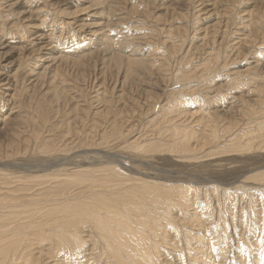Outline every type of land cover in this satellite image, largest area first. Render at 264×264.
I'll list each match as a JSON object with an SVG mask.
<instances>
[{
  "label": "rangeland",
  "instance_id": "obj_1",
  "mask_svg": "<svg viewBox=\"0 0 264 264\" xmlns=\"http://www.w3.org/2000/svg\"><path fill=\"white\" fill-rule=\"evenodd\" d=\"M39 1L0 0V36L4 34H11L7 36L8 38L17 36L16 39L9 38L10 43L6 42L10 48H18L17 51L21 48L41 49L42 55L39 54L36 57V60H41L38 67L39 73L47 72L44 73L47 77L42 74L35 88L30 81L27 82L26 86L33 97H30L31 93L27 91L25 92L28 95L22 90L19 92V86H17L19 93L15 92L18 97L14 99L11 97L15 95V90L12 91L13 93L9 92L10 99L0 94V109L7 104L6 109H3L4 114H0L3 116L0 119V164H11L8 171L10 173L11 170L12 176L22 178L28 174L31 175L30 172H25L14 165L48 166L55 158L63 157H67L65 162L67 166L62 168L68 170L75 168V170L92 171V169L114 166L106 160L109 158L108 153L112 154L111 157L118 158L125 173L130 175L131 170L144 174L164 173L169 177L166 182L174 186L177 184V177L196 176L212 182L210 184L212 185L222 182L232 183L237 181V178L239 181H246L264 173V156H262L264 152L252 150L251 152L223 153L221 150L225 147L220 150L218 145L222 143L225 146H231L227 141L231 140V137L235 138L236 134H240L241 129L264 127V0ZM15 2H22L24 7L14 9L10 5ZM7 11L11 15L8 16ZM244 24L246 26L248 24V29ZM19 26L22 28L19 29ZM27 30L30 33L26 34ZM15 31L18 33L16 34ZM23 35L29 36V39L26 37L24 39ZM107 42L110 44L108 45ZM118 48L122 49L120 53L123 57L129 58L127 56L133 55L137 59L143 58L149 63V67L143 68L144 70L138 68L133 79L132 77L126 79L124 73L119 71L118 64L111 58L112 52L118 54ZM14 52L12 55L6 51L2 56L7 59L9 67L1 72L8 73V76L12 77H15L16 65L19 62V53L16 54V50ZM49 57L54 60L51 63L44 62V59ZM57 57L64 60V64L60 65L61 62L58 60L55 62ZM153 64L156 65L152 67ZM58 90L61 93L64 92L62 94L64 98L57 97ZM23 96H27L26 100ZM2 102L4 105L1 104ZM39 105L43 112L38 114ZM167 109H172V112ZM210 121L218 124L216 126L220 134L219 140H213L214 143L212 142L204 149L196 144L192 145L195 150L194 147L189 149L191 150L189 158L186 154L190 151L186 148L183 149L184 152L181 148H175V153H172V150L170 152L169 146L175 144L172 143L173 139L170 141L172 137L170 133L175 127L182 130L187 127L188 130L198 131V135L201 136L199 139L202 140L204 136L202 134L206 131L209 133L210 126H214ZM235 123L236 127H234ZM114 125L119 129L116 136L112 135ZM237 128L239 131L236 130ZM228 129L234 130L231 133ZM166 131L169 132L166 133ZM35 133L40 136L39 141L34 138ZM262 133L264 135L263 131ZM105 134L109 136V139L103 137ZM239 134L237 136L241 135ZM221 137L226 138L227 141L225 142ZM261 140L264 142L263 137ZM43 141V144L48 145V149L54 150L53 153H42L39 150L36 152L37 144ZM164 141L169 142V145ZM155 143L161 144L160 147L154 148L153 146H157ZM43 147L47 148L44 145ZM178 149L181 150L178 151ZM12 150L16 151V154ZM225 150L226 148L223 151ZM220 151L222 153L219 155ZM8 153H10L9 156H7ZM41 170L35 172V176L40 177L53 172V169L48 172ZM235 171L240 172L236 175ZM193 185L198 186L196 183ZM207 195L210 196L206 198L204 195L205 198H203L200 195L203 199L195 196L197 202L191 208L192 214L196 213L193 210L195 208L199 207L197 211L202 210L205 201L204 205L208 201L210 203L214 201L216 204L222 197L215 196L213 193ZM236 199V197L233 200L231 198L228 202L234 203L235 200L236 203L239 200ZM242 201L245 203V199ZM216 206L213 205L209 212ZM200 212L204 213L205 210ZM210 214L212 215V211ZM203 215L207 220L204 224L207 228L204 227V229L207 230L201 232L203 237L201 234L199 236L204 238L207 244L212 240L213 243L222 247V237H220L222 233L216 229V221L213 219L212 225L210 216L207 213ZM208 220L211 225L207 223ZM233 226L237 233L240 230L239 235L243 234L242 236L246 239L250 238L247 234L250 232L248 225V228L244 224L242 226L233 224ZM197 229L194 233L199 231ZM196 244L193 242L194 246L192 245L189 252L185 245L183 248L182 244L173 246L172 243L167 245L169 249L167 246L164 248L167 254L162 252L159 257L163 259L164 264L167 262V264H183L185 261L187 262L185 264L194 262L202 264L201 259H199L200 262L197 261L198 258L196 259V256L199 257L201 253L196 252L197 248L194 251L191 250L197 246ZM233 244L232 248L228 246L233 251L229 257L232 255V258L236 260L233 261L235 264L240 260H242L240 264H243V259H239L240 253L237 254V250L234 251L239 249L240 245L234 242ZM205 248L202 246L203 252ZM176 249H180L179 252ZM216 249L214 250L217 252ZM179 254L185 255L182 256V258L185 257V261ZM247 254L249 257V253ZM220 255L221 253L217 252V256ZM245 256H243L244 264H247L249 258ZM161 259H158L156 264H163ZM250 260L252 264H258L256 258ZM50 261L53 263L52 260Z\"/></svg>",
  "mask_w": 264,
  "mask_h": 264
},
{
  "label": "bare ground",
  "instance_id": "obj_2",
  "mask_svg": "<svg viewBox=\"0 0 264 264\" xmlns=\"http://www.w3.org/2000/svg\"><path fill=\"white\" fill-rule=\"evenodd\" d=\"M10 6L13 7L14 9L15 8L20 9L21 7H24L22 2H18V3L15 2L12 3ZM8 12L9 11H7V15L8 16L11 15V13L8 14ZM14 16H16V14H14ZM19 24L20 23H18V25ZM244 26H246V24H244ZM247 26L246 29H248ZM15 28L17 29V27ZM21 28L19 26V29ZM243 29H245V27ZM8 31L10 33L9 29ZM27 31H25L26 34L30 33V31L28 32ZM15 32L16 34L18 33V31ZM252 32L254 31L252 30ZM9 35L11 36V34ZM9 35L4 34V36H0V94L3 95L5 98L10 99L11 93L9 92L15 90L14 91L15 95L11 97L14 99L17 96L16 93H19L22 90L23 93H26L25 91L31 93L30 97H33L32 92H30V90L26 86L27 82L30 81V84L31 85L33 84L32 86L35 88L36 83L39 81L40 78H42V74L45 75L47 73V72L46 73L44 72L45 74L42 72L41 74L39 73L40 69L38 67L40 66L39 62L41 60L39 59L36 60V57L39 54H41L40 51L41 49L33 50V49L21 48V50L19 49L17 51L18 48L16 46L15 47L17 49H15L14 47L10 48L9 45H6L7 44L6 42H9V38L16 39L17 36L15 38L13 37L8 38L7 36ZM256 35L258 36V34ZM22 37H24V39L25 37L29 39V36L27 35L26 36L23 35ZM66 39L67 38H65V40ZM18 40H20V38ZM109 42H107L108 45L110 44ZM12 43L14 42L12 41ZM125 46L126 45H124V47ZM79 47H83V46H79ZM110 49L109 51H112ZM15 50H16V54L19 53V57H18L19 62L16 65L17 70L15 73V77H12V76H8V73L4 74L1 72V70L7 69L9 67L8 62H6L7 59L4 57L2 58V56L6 51H8L9 54L13 55L15 53L14 52ZM38 50L40 51V53L38 52ZM118 50H117L118 54L112 52L111 58H113L116 64H118L119 71L124 73L126 79L131 77L133 79V77H135L137 73L136 71L138 68L143 69L149 67V63L143 58L137 59L133 55L127 56L129 58H126V56L123 57V54L120 53V50L122 49H120L119 52ZM163 55L166 54L163 53ZM53 60H54L53 58L49 57V58H45L44 62L51 63ZM56 60L61 62L60 65H62V63L64 62V60L60 58L58 59V57L55 58V62ZM24 61H26L27 63H25ZM65 63L67 64V62ZM155 65L153 64L152 67H154ZM217 67H219V65ZM44 77L47 76L45 75ZM49 79L51 78L49 77ZM43 80H45V78ZM17 86H19V90H18L19 92L17 91ZM13 87H16V89L15 88L13 89ZM28 93L26 94L28 95ZM57 93H58L57 97L61 99L64 98L62 95L64 92L61 93L60 90H58L56 94ZM33 94L35 95V93ZM61 99L60 101L62 102ZM185 100H187V98ZM23 102L25 101L23 100ZM175 103L174 105L177 104ZM1 104H3V102ZM6 106L4 105L1 107L2 109H0L1 110L0 114L2 113L4 114L3 109H6ZM176 109L178 110V108ZM181 109H183V107ZM173 110L175 111V109ZM169 111L172 112V109H170ZM37 112L38 114L40 112H43L41 105H39ZM2 115H0V119L1 117H3ZM210 123L214 124V126H210L212 131L211 129H209L211 133L210 132L208 133V131H206L205 134H202L204 135L202 136V140L199 139L201 138V136L198 135V131H195L193 129L188 130L186 127L185 129L187 130L185 129L182 130V129H178L177 127L174 128L173 126L174 130L172 132V130L168 128L172 132L170 133V135L172 134L171 135L172 137L170 136L168 137H170V141H172L171 139H173L174 142L172 143H175L173 146L170 143L172 146V147L169 146L170 152L172 150V153L173 152L175 153L176 151L175 148L176 149L181 148L182 151L184 148L189 150L191 147L192 148L194 147L192 146L194 144H196V146L201 147V149H204L207 145L211 144L212 142L214 143L213 140L215 141L219 140L220 136L218 137V135L220 134H218L219 130L216 126L218 124L216 122L212 123L211 121ZM236 125L237 124L235 123L234 127H236ZM228 130L230 132L231 131L233 132L234 129H228ZM236 130H238V128ZM262 131L264 132V127H258V126L246 130L241 129L240 131L241 135L238 133L240 136H237L238 134H236L237 133L236 132L235 138L230 136L232 139L231 140L229 139L228 141L225 140L226 138L223 137L225 142L226 141L229 142L231 146H225L222 143H220L218 144L220 147L219 149L221 150V148L225 147L226 148L225 151H223L225 148L221 150L223 153L236 152V151L251 152L252 150L264 152V142H261L262 141L261 138L262 137L264 138V135H262L263 134ZM167 132L169 131H166V133ZM113 133L114 134L112 135L115 136L118 135L119 133V129H117L116 125H114ZM34 136H35L34 138L37 141H39L40 136H38V133ZM103 137L105 139L106 138L109 139V136L106 134ZM242 138H246V139L243 140ZM257 140L260 142H258ZM221 142L224 143V141ZM43 143L44 141L37 144L38 146L36 148L37 149L36 152L38 150L42 153L54 152L53 149H48L47 147L48 145ZM164 143L169 145L168 144L169 142L166 143L164 141ZM156 144L157 143H155V145ZM43 145L47 148L44 149ZM160 145L157 144V146H153V145L152 146L154 148H157L160 147ZM137 147L139 148V146ZM154 148H152V150H154ZM164 148L166 147L164 146ZM181 149H178V151ZM196 149L199 148L196 147ZM12 151L14 154H16L15 153L16 151L14 150ZM189 151L190 152H188V154H186L187 151L185 152L187 158H189L188 155H190L191 153V150ZM221 151L219 155L222 153ZM109 154L110 153L107 154L109 158H107L106 160L112 163L114 166L105 167L101 169L98 168L97 170L92 169V171L90 170L87 171V169L86 171L75 170V168L70 170L65 169L67 166L65 163L67 161V157L55 158L54 161L51 162V164H49L48 166L38 167V165L36 166L14 165L22 168V170H24L25 172H30L31 175L28 174L22 178L20 177L17 178L12 176L11 170L9 173L8 168L12 166L11 164L10 165L0 164V171H1L0 173V264H156L158 263V259H161L159 255L162 252L163 254H167L164 250V248H166L165 246L171 245L172 243L173 246L182 244V247L183 245H185V247L188 248L187 251L190 252L189 249L194 246L193 242L195 244L197 243L196 244L197 246L191 250L194 251L197 248L196 252L198 251V254L201 253L200 255L201 258H199L200 256L199 257L196 256V259L198 258L197 261L199 262H200L199 259H201L202 264H235V262L233 261L236 260L232 258V255L229 257V255L232 254L233 251L228 247L230 245V247L232 248L233 242L240 245L238 247L239 249H235L234 247L233 248L235 249L234 251L237 250L236 251L237 254L240 253L239 259H243V264H244V257H246L245 255H247V258H249L247 264H252V261L250 260L251 258L252 259L256 258L258 264H264L263 262L264 243L261 242L262 240H264V173L256 175L250 179H247L246 180L247 182L239 181L237 178V181H233L232 183L222 182L220 184L213 183L212 185H210L212 182L202 180L196 176H192L191 178L177 177L178 178L176 179L177 184L176 186H174V184L166 182V179H169V177L166 176V174L164 173H162L161 175L155 173L144 174L138 171L131 170L129 175L123 171L124 169H122L123 167H121L123 165H121V162L118 160V158L111 157L112 154L111 155ZM177 154L179 155L180 153L178 152ZM9 155L10 153L7 154V156ZM212 155H214V153ZM233 160H235V158H233ZM40 168H42V170ZM52 169L53 172H50L49 174L40 175V177L35 176V172L37 173L39 172V170L48 172L51 171ZM3 172H5V174ZM239 172H236V175ZM32 174L34 176H32ZM131 174L134 177L131 176ZM249 181L252 182L249 183ZM195 183L198 186H194L193 184ZM208 193L211 194L213 193L215 196L216 195L222 196L221 200H219L218 202L215 201L217 202L216 204L214 203V201L211 200L214 204L208 201L204 205V203L206 202L205 201L203 203V207L201 208L202 210H205L204 213H207L208 215L212 211L213 217H211L212 215L210 214L209 216L211 219L209 220H211L212 223L213 222L212 220L214 219L216 221V226H215L216 229L221 231L222 233V236H220L222 237L221 238L223 243L222 247L219 246V244L217 243L215 244V242L213 243V241L210 240V238L208 240L212 241V243L209 241V244H207V242H205V239L199 236L202 231L207 230L204 229V227H206L204 224H206L207 220L206 218L203 217L204 213L200 212L202 210L197 211L199 207L195 208L193 210H195L194 212L196 213L192 214L191 208L197 202L195 196H199V199H201L202 196L203 198H205L206 196L207 197L210 196L207 195ZM200 195H202L201 198ZM235 197L237 198L236 200L239 199L238 201H236V203L235 200L234 203L232 201L228 202L231 198L232 200L235 199ZM243 199H245V203H243L242 201ZM258 202H260L259 205ZM213 205H217V206L215 208L213 207L214 209L209 212V209ZM189 210H191V212ZM209 220L207 223L211 225ZM233 224L234 225L241 224V226L242 224H244L245 227H247L248 225L250 227V232L248 230L249 233L247 234L250 235V238L246 239L245 237H243L244 236L243 234H242L243 236L239 235L240 230L237 233L236 228L235 226H233ZM197 228L199 229V231L194 233V231H196ZM244 228L243 230H246ZM242 233L244 232L242 231ZM206 234L207 232L205 233V235ZM202 246L206 247L204 252L202 251ZM46 247H48V249H46ZM169 248L170 247H168V249ZM214 249H216L217 252H220L221 255L217 256V252ZM176 250L179 252L180 249H176ZM212 250L215 251L216 253L215 252L213 253ZM247 253H249V257ZM193 254H195V252H193ZM190 255L189 257H192ZM182 256L180 255V258H182ZM184 258L185 257H183L182 259L184 260ZM170 259L173 260V258ZM50 260H52L53 263ZM161 260L163 263V259ZM185 262L183 264H185ZM240 262H242V260H240L239 263L237 264H240ZM192 264H196V263L194 262Z\"/></svg>",
  "mask_w": 264,
  "mask_h": 264
},
{
  "label": "snow or ice",
  "instance_id": "obj_3",
  "mask_svg": "<svg viewBox=\"0 0 264 264\" xmlns=\"http://www.w3.org/2000/svg\"><path fill=\"white\" fill-rule=\"evenodd\" d=\"M261 242L264 243V240H262Z\"/></svg>",
  "mask_w": 264,
  "mask_h": 264
}]
</instances>
